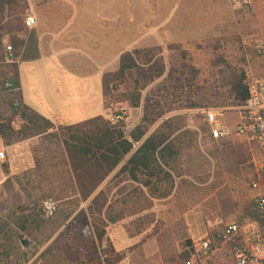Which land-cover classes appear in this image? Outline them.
<instances>
[{"label": "rangeland", "instance_id": "rangeland-1", "mask_svg": "<svg viewBox=\"0 0 264 264\" xmlns=\"http://www.w3.org/2000/svg\"><path fill=\"white\" fill-rule=\"evenodd\" d=\"M251 1L253 7L247 10L233 0H96L97 16L99 8L101 13L103 7L106 11V25L96 26L97 36L110 41L113 49L120 53L160 47L168 64L179 60L181 52L186 53L200 71L201 87L207 96L204 103L208 106L203 110H177L166 117L182 125L177 135L182 134L183 152L171 166L180 177L176 178L170 197L158 199L140 194L136 198L129 197L136 186L125 184V178L111 180L114 174L110 177L105 188L110 202L116 209L123 208L128 217L107 229L108 239L116 252L144 241L140 247L144 260L137 259L133 263L129 259L122 264H172L186 240L195 243L203 237L206 220L221 217L228 222H238L249 217L255 196L252 182H258L264 193L261 146L237 135L215 141L206 120L207 111L214 112L219 121L230 119L229 126L233 129L239 120V108L228 106L231 101L224 96L226 90L215 87L218 72L224 68L219 62L243 69L249 84L264 81V0ZM100 29L105 32L101 33ZM260 45L261 54L258 53ZM90 111L102 114L100 97L93 96ZM142 118V108L131 110L126 121L128 131L138 126ZM160 124L161 121L149 127L147 136ZM16 126L20 127L21 123L17 122ZM14 147L7 149V162L15 168L16 174L9 175L21 177L33 168V150L41 146L35 139L26 146ZM252 153L256 166L251 162ZM24 193L25 202L29 195H39L32 186ZM53 198L56 200V196ZM58 203L59 211L52 219H46L44 228L34 232V240L20 237L21 247H28L29 264H42L43 252L64 232L65 227L61 226L66 213L61 212L63 203ZM85 207L86 204H82L81 209ZM8 208L10 211L16 208L11 198ZM81 209L75 211L72 219ZM260 233L264 238L261 230ZM51 236L53 239L45 247L39 246ZM21 239L27 241L26 247L22 246ZM59 244L71 247L73 264H102L100 255H92L90 245L76 234L62 239ZM62 257L67 255L62 254ZM211 264H235L230 246L222 247ZM250 264H264V261Z\"/></svg>", "mask_w": 264, "mask_h": 264}, {"label": "trees", "instance_id": "trees-1", "mask_svg": "<svg viewBox=\"0 0 264 264\" xmlns=\"http://www.w3.org/2000/svg\"><path fill=\"white\" fill-rule=\"evenodd\" d=\"M14 1L17 5L15 8L10 6L11 16L18 15L19 2L26 3L25 0ZM2 50L0 37V68L6 61ZM180 56L179 60L168 64L160 47L134 49L122 54L118 70L105 74L102 79L103 108L108 118L98 117L65 127L54 125L28 108L16 80L5 78L0 70L2 79L11 83L10 89L0 83V139L4 147L12 148L35 139L41 146L33 150V168L21 177H12L3 169L0 264H29L28 247H21L20 237L32 239L34 232L44 228L47 222L44 203L53 196L63 203L61 212L66 214L61 227L65 229L43 252L42 264H73L71 247L68 244L59 246L62 239L73 234L90 245L92 255H100L102 264L144 260L140 249L144 241L116 252L107 237V229L128 216L123 208L116 209L110 202L105 189L109 182L106 181L114 174L111 180L125 178L133 183L136 187L129 197L136 198L140 194L167 199L172 195L176 178L180 177L171 166L183 152L182 134L177 135L182 125L174 118L166 117L177 110L208 108L204 103L207 96L201 87L200 71L186 53L181 52ZM219 64L224 68L218 72L215 87L226 90L224 96L231 101L228 106L244 107L250 96L246 73L224 61ZM12 71L16 79V69L12 68ZM139 108L143 109L142 121L129 132L126 123L129 112ZM117 117L122 120L114 122ZM160 121L159 128L147 136L149 127ZM17 122L21 123L20 127L16 126ZM29 186L39 195H29L25 202L23 196ZM10 198L16 204L12 211L8 208ZM82 204H86L84 209H81ZM79 209V214L72 219ZM248 216L238 223L250 218L264 233V213L257 214L255 203ZM52 239L53 236L49 237L39 246L45 247ZM236 246L243 248L240 243ZM135 251L137 253L133 255ZM193 253L194 242L186 240L172 264H186ZM62 254L67 257L61 258Z\"/></svg>", "mask_w": 264, "mask_h": 264}, {"label": "crops", "instance_id": "crops-1", "mask_svg": "<svg viewBox=\"0 0 264 264\" xmlns=\"http://www.w3.org/2000/svg\"><path fill=\"white\" fill-rule=\"evenodd\" d=\"M25 1L18 3V15L11 16L10 6L15 8V1L0 0L2 52L6 57V47L11 46L15 55V62L3 64L1 73L7 79L16 80L28 108L56 126L108 118L103 108L102 79L105 74L118 70L120 57L126 52L120 53L110 41L97 36L96 26L106 25L105 8L103 13L99 8L97 16L96 0ZM28 17L35 19V26H26ZM12 68L16 69V79ZM93 96L100 97L102 114L91 113ZM230 122V119L219 121L217 117L215 127L234 130ZM220 140L225 139L215 141ZM261 155L264 156V150ZM251 157L255 165V155L252 153ZM4 169L8 174H16L7 161ZM126 183L133 184L127 180Z\"/></svg>", "mask_w": 264, "mask_h": 264}, {"label": "built area", "instance_id": "built-area-1", "mask_svg": "<svg viewBox=\"0 0 264 264\" xmlns=\"http://www.w3.org/2000/svg\"><path fill=\"white\" fill-rule=\"evenodd\" d=\"M233 3L247 10L252 9L251 0H233ZM35 19L28 17L26 26H35ZM262 45L258 47L261 54ZM5 65L15 62L14 50L6 47ZM0 83L6 89L11 88V83L4 81L0 76ZM250 96L244 107L239 109V120L231 130L228 127H215L217 117L214 112H206V120L211 126V137L215 140L228 139L232 135L244 136L258 143L264 150V81H255L249 84ZM122 120V117L113 119L114 122ZM7 161V149L0 139V183L3 181V169ZM255 191L254 203L257 214L264 213V193L260 190L258 182H252ZM59 203L53 199H47L44 203L45 218L52 219L58 212ZM252 229V230H251ZM241 244L242 249L236 244ZM224 246H230L235 264H250L255 261H264V238L261 236L259 224L250 218H244L241 223L228 222L221 217L205 221V234L194 243L192 259L186 264H211L213 257Z\"/></svg>", "mask_w": 264, "mask_h": 264}, {"label": "water", "instance_id": "water-1", "mask_svg": "<svg viewBox=\"0 0 264 264\" xmlns=\"http://www.w3.org/2000/svg\"><path fill=\"white\" fill-rule=\"evenodd\" d=\"M21 244H22L23 247H26L28 243H27V241H24V240L21 239Z\"/></svg>", "mask_w": 264, "mask_h": 264}]
</instances>
